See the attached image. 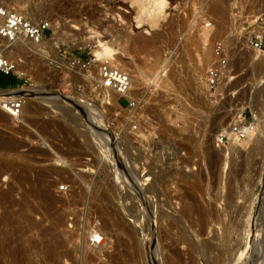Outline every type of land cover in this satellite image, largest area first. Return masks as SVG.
Masks as SVG:
<instances>
[{"label": "rangeland", "instance_id": "rangeland-1", "mask_svg": "<svg viewBox=\"0 0 264 264\" xmlns=\"http://www.w3.org/2000/svg\"><path fill=\"white\" fill-rule=\"evenodd\" d=\"M0 4L52 25L3 53L39 91L0 109V264H264V55L242 31L264 0ZM105 59L134 104L99 87ZM240 111L255 131L216 145Z\"/></svg>", "mask_w": 264, "mask_h": 264}, {"label": "built area", "instance_id": "built-area-1", "mask_svg": "<svg viewBox=\"0 0 264 264\" xmlns=\"http://www.w3.org/2000/svg\"><path fill=\"white\" fill-rule=\"evenodd\" d=\"M52 25L49 20H30L24 14L0 4V37L6 38L14 43L20 40L41 42L51 33ZM245 44L248 49L258 55H264V15H257L246 20L242 24ZM221 49V45L218 46ZM97 58L94 55L91 60ZM226 58L221 56L219 60L209 68L207 82L210 90H217L222 69L225 66ZM14 69L11 64L0 65V71L10 74ZM98 85L124 96L130 104H134L127 93L132 89V76L129 72L119 68L107 59L100 63ZM26 97L18 93V87L0 88V109L10 118L18 120L23 113ZM255 131L254 119H250L244 111L236 114L234 120L228 127L222 128L216 135V145H225L230 141L241 142L248 138L250 133ZM67 184L59 186V191L66 192ZM89 242L96 246L102 243L100 235L91 234Z\"/></svg>", "mask_w": 264, "mask_h": 264}, {"label": "bare ground", "instance_id": "bare-ground-1", "mask_svg": "<svg viewBox=\"0 0 264 264\" xmlns=\"http://www.w3.org/2000/svg\"><path fill=\"white\" fill-rule=\"evenodd\" d=\"M160 4H163V2L162 3H160ZM5 5V4H4ZM17 11H20V10H17ZM20 41H23V40H20ZM25 41H29V40H25ZM17 42H19V41H17ZM33 42V44L34 45H39V44H37L38 42H34V41H32ZM14 43H16V42H14ZM14 43H12V42H10V41H8L6 38H2V37H0V65H4L5 63L6 64H11V65H13L15 68H16V63L15 62H13V61H10V60H7L6 59V55L5 54H3L5 51H8L9 50V48L14 44ZM109 51V47H107V46H105V48L103 49V50H101V51H98L97 52V56L99 57V59L101 58V59H103V57L107 54V53H109L108 52ZM110 55L108 54V57H109ZM19 68V67H18ZM29 86H31V85H29ZM29 86H25V87H23V88H18V93H20V94H23L25 97H26V104H27V102H28V100L30 99V98H32V97H38V95H36V94H33V93H35L36 91L38 92L39 90V88L37 89V88H34V87H30V88H27V87H29ZM26 88V89H25ZM109 90V89H108ZM131 91V90H130ZM129 91V92H130ZM129 92L127 93V95L129 94ZM41 96H43L42 95V93H41ZM131 98V97H130ZM132 100H133V97H132ZM134 101V100H133ZM26 104L24 105V106H26ZM83 114V113H82ZM84 135V134H83ZM250 135H251V133H250ZM249 138V137H248ZM248 138H246V139H248ZM246 139H244V140H246ZM244 140H242V141H244ZM9 149V148H8ZM64 152V151H63ZM80 160V159H79ZM11 167V166H10ZM3 169V168H2ZM1 170V169H0ZM18 170V169H17ZM18 173V172H17ZM47 173V172H46ZM2 174V173H1ZM148 177V176H147ZM12 179V178H11ZM149 178H146L145 180L147 181ZM25 180V179H24ZM14 181V180H13ZM23 181V180H22ZM15 188V187H14ZM38 189H40V188H38ZM44 189H40V190H38V191H40L41 193H42V191H43ZM5 192V191H4ZM13 192V191H12ZM16 194V193H15ZM41 197V196H40ZM7 211V210H6ZM95 235H99L98 233H97V230H95ZM102 237V236H101ZM103 239L104 238H102V241H103Z\"/></svg>", "mask_w": 264, "mask_h": 264}, {"label": "trees", "instance_id": "trees-1", "mask_svg": "<svg viewBox=\"0 0 264 264\" xmlns=\"http://www.w3.org/2000/svg\"><path fill=\"white\" fill-rule=\"evenodd\" d=\"M18 79L0 71V88L16 87Z\"/></svg>", "mask_w": 264, "mask_h": 264}]
</instances>
